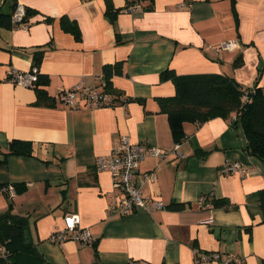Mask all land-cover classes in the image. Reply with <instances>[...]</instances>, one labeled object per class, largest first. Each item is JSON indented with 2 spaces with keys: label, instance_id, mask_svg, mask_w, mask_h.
Listing matches in <instances>:
<instances>
[{
  "label": "crops",
  "instance_id": "obj_1",
  "mask_svg": "<svg viewBox=\"0 0 264 264\" xmlns=\"http://www.w3.org/2000/svg\"><path fill=\"white\" fill-rule=\"evenodd\" d=\"M12 1L0 4L9 10ZM18 1L30 9L28 28L0 26V158L14 138L31 141L33 154L0 161V214L26 215L30 240L52 264H197L195 250L231 252L244 264H264L258 197L264 160L247 152L236 113L186 121V157L172 153L140 162V170L156 174L145 193L163 200L164 208L107 217L112 175L95 166L96 157L124 134L173 148L176 140L159 104L176 92L166 70L222 72L245 89L264 87V0ZM135 1L140 10L126 11ZM108 8L117 10L113 18ZM65 16L77 24L80 38L64 27ZM227 40H235V48H219ZM37 51L52 104L37 102L33 86L3 79L12 67L31 69ZM116 63L120 72L109 85L116 105L90 107L80 96L71 107L62 100L61 92L81 77L100 84L105 67ZM228 161H240L245 172L226 173ZM16 183L27 186L14 194L3 190ZM203 195L211 207L200 205ZM70 211L80 214L93 241L50 238Z\"/></svg>",
  "mask_w": 264,
  "mask_h": 264
},
{
  "label": "trees",
  "instance_id": "obj_2",
  "mask_svg": "<svg viewBox=\"0 0 264 264\" xmlns=\"http://www.w3.org/2000/svg\"><path fill=\"white\" fill-rule=\"evenodd\" d=\"M18 5L19 1L13 0L11 9L5 10L2 8V3L0 4V26L10 28L16 26L17 22L13 16ZM29 11L30 9L26 7L23 21H29ZM107 12L113 18L117 10L108 8ZM63 25L77 38L81 37L77 24L69 17H63ZM34 59L35 64L39 66L42 52H35ZM115 72H120L119 64L105 67L103 77L108 89H110V77ZM163 75L171 77L176 85L174 95L161 98L159 101L161 110L168 115L170 129L176 141L184 138L186 121L201 123L217 115L226 116L236 113L247 137V152L264 160L263 86L257 84L253 88L245 89L234 76L222 72L173 74L166 70ZM37 76L38 79L33 85L37 90V102L52 104L53 99L45 88L48 80L40 72V68ZM245 93L247 99L244 98ZM9 154H33V144L28 140L14 138L10 149L0 161H4ZM14 185L17 191H22L27 186L25 183ZM258 197L264 220V187L258 191ZM26 219L27 216L24 214L12 212L0 214V245L6 248V254L0 255V264H52L32 240L26 242Z\"/></svg>",
  "mask_w": 264,
  "mask_h": 264
},
{
  "label": "built area",
  "instance_id": "obj_3",
  "mask_svg": "<svg viewBox=\"0 0 264 264\" xmlns=\"http://www.w3.org/2000/svg\"><path fill=\"white\" fill-rule=\"evenodd\" d=\"M141 6V2L135 1L129 3L125 10L137 12ZM25 15L26 8L18 5L13 16L17 22L16 27L28 28L29 23L22 20ZM236 44L235 40H227L221 43L219 48L233 49ZM38 71L39 66L37 64L32 65L31 69L26 71L12 67L3 79L15 84L33 86L38 79ZM0 79L2 78L0 77ZM100 80V84L91 85L86 82L84 77H81L71 87L61 92V98L65 104L71 107L79 105L80 96L84 97L85 104L90 107H111L116 105L117 97L115 93L106 88L103 76ZM244 98L247 99L246 93ZM182 140L175 141L173 148L167 150L157 145L134 141L130 135L124 134L108 152L96 157V169L108 170L113 180V190L109 193L106 207L107 217L125 216L138 209L154 211L166 206L163 200L149 197L144 190V185L148 181L156 179L155 172L152 170L142 171L138 166L148 156L168 157L173 153L180 158L186 157V153L181 150ZM245 170L246 168L240 161H228L223 168L226 173L240 172L243 174ZM3 190L9 194H14L17 191L14 184L5 185ZM206 199V195L201 196L199 199L200 205L211 207L212 204ZM50 238L59 243L66 239H74L83 244L90 243L94 239L89 227L82 224L80 214L77 211L68 212L65 215V226L61 229H54ZM5 254V246L0 245V255ZM215 261H222L225 264H244L241 256L231 252L221 253L217 250H195V262L197 264Z\"/></svg>",
  "mask_w": 264,
  "mask_h": 264
},
{
  "label": "water",
  "instance_id": "obj_4",
  "mask_svg": "<svg viewBox=\"0 0 264 264\" xmlns=\"http://www.w3.org/2000/svg\"><path fill=\"white\" fill-rule=\"evenodd\" d=\"M25 237H26V242H30V233H29V230L28 228L25 229Z\"/></svg>",
  "mask_w": 264,
  "mask_h": 264
}]
</instances>
